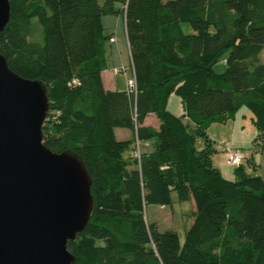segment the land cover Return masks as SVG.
Returning <instances> with one entry per match:
<instances>
[{
    "label": "trees",
    "instance_id": "obj_1",
    "mask_svg": "<svg viewBox=\"0 0 264 264\" xmlns=\"http://www.w3.org/2000/svg\"><path fill=\"white\" fill-rule=\"evenodd\" d=\"M10 4L0 50L15 73L49 89L44 144L75 152L93 178V216L68 243L77 264H264V180L243 164L235 180L223 177L207 132L247 108L264 150V0ZM119 15L126 20L135 92L108 91L103 81L113 44L103 18ZM222 61L226 71L217 74ZM173 95L184 103L181 117L168 109ZM151 115L159 128L145 126ZM188 121L205 138L202 150ZM117 129L132 138L119 140ZM138 141L155 143L140 161ZM174 194L196 206L184 245L177 232H161L145 215L148 205L172 206Z\"/></svg>",
    "mask_w": 264,
    "mask_h": 264
},
{
    "label": "water",
    "instance_id": "obj_2",
    "mask_svg": "<svg viewBox=\"0 0 264 264\" xmlns=\"http://www.w3.org/2000/svg\"><path fill=\"white\" fill-rule=\"evenodd\" d=\"M10 22L0 0V33ZM50 108L47 85L15 73L0 50V264H77L68 243L93 216L85 162L44 144Z\"/></svg>",
    "mask_w": 264,
    "mask_h": 264
},
{
    "label": "crops",
    "instance_id": "obj_3",
    "mask_svg": "<svg viewBox=\"0 0 264 264\" xmlns=\"http://www.w3.org/2000/svg\"><path fill=\"white\" fill-rule=\"evenodd\" d=\"M103 26L105 29H112L114 32H112L111 35L116 39V42L111 44L112 46L109 52V67L103 73L105 88L108 91H129L127 82L125 85H123L122 82L121 84L118 83L116 77H119L120 74L116 75L115 73L117 69L125 67L127 68L126 72L128 73L126 81L134 75L131 67V50L127 38L125 17L123 15L105 17L103 18ZM172 101L173 98L171 97L168 104L169 110H171L170 107ZM241 111L242 109L233 119L225 123H213L209 126L207 132L213 142L214 148L216 149V153L213 156V163L223 177L228 180H235L236 173L231 171L232 168L227 163L226 157L222 153V148L224 146L242 150L247 148L249 153L245 150L247 158L243 162L247 173L249 174V171L247 170V167H249V170L252 171L251 174L258 175L264 180V150L257 146V143L260 144V141L257 140L259 132L255 126L254 119H252L253 124L251 127L245 122V118H249L247 114L238 116ZM145 126L159 128V121L157 117L155 115L149 116L146 119ZM119 131H121V139H119L118 136ZM116 136L119 140H128L132 138V132L129 130L126 131L124 129H117ZM140 146L143 154H151L155 151L154 141L140 142ZM131 155L132 151L127 156ZM191 202L194 206V213L196 211L195 202L193 200Z\"/></svg>",
    "mask_w": 264,
    "mask_h": 264
},
{
    "label": "rangeland",
    "instance_id": "obj_4",
    "mask_svg": "<svg viewBox=\"0 0 264 264\" xmlns=\"http://www.w3.org/2000/svg\"><path fill=\"white\" fill-rule=\"evenodd\" d=\"M183 29L186 34L193 33V30L189 24H184ZM112 32H114L112 29H106L107 35H111ZM111 46L112 45L109 44V52ZM225 71H226V64L224 61L220 62L215 66V72L217 74H223ZM127 74H128L127 72L121 73L119 77H116L117 82L120 84L122 82V84L125 85V83L127 82L126 78L128 77ZM172 98L173 101L171 102V107H170L171 110L169 111L176 116L179 117L183 116L185 113V108L182 99L177 95H173ZM174 112L177 114H175ZM243 114H247L249 116V118H245V122L252 127L253 124L252 119H254L253 113L249 111L247 108H243L238 116H242ZM188 122L191 125L190 127L192 131H194V133L196 134L195 132L196 126L190 123V121ZM120 132L121 131H119L118 133L119 139H121L122 137ZM195 142H196V148L198 150H202L205 147L206 142L203 136L196 134ZM245 150L249 153V150L247 148H245L244 151ZM128 153L126 155H128ZM230 167L232 168L231 171L235 172L236 167H232V166ZM249 169L250 168L247 167V170L249 171V175L254 176L255 174H251L252 171H250ZM173 198L175 200V203L172 206L162 207L159 205H148L145 208L146 220L149 224L151 223L157 224L161 232H165L167 230H172L177 232L180 238L181 245H184L186 240V234L193 224L192 217H193L194 206L191 201L179 202L176 194L173 195Z\"/></svg>",
    "mask_w": 264,
    "mask_h": 264
},
{
    "label": "built area",
    "instance_id": "obj_5",
    "mask_svg": "<svg viewBox=\"0 0 264 264\" xmlns=\"http://www.w3.org/2000/svg\"><path fill=\"white\" fill-rule=\"evenodd\" d=\"M111 42L115 43L116 40L113 38L111 40ZM115 72H116L117 75L120 73L119 70H116ZM75 83H77V82H75ZM128 87H129V90L131 92H135L136 91V80H135V77H132V78H130L128 80ZM222 153L225 155L227 163L230 166L236 167V168L242 166L243 162L247 158L245 151H243L241 149H233V148H230L228 146H224L222 148ZM142 155H143V152H142V149H141V146H140V142L138 141L136 149H135V152H134V157L140 161L141 158H142Z\"/></svg>",
    "mask_w": 264,
    "mask_h": 264
}]
</instances>
